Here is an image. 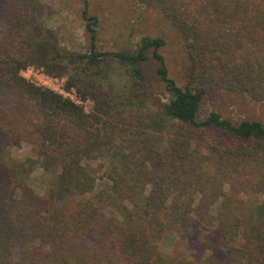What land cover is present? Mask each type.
I'll return each instance as SVG.
<instances>
[{"label":"trees","instance_id":"trees-1","mask_svg":"<svg viewBox=\"0 0 264 264\" xmlns=\"http://www.w3.org/2000/svg\"><path fill=\"white\" fill-rule=\"evenodd\" d=\"M81 1L90 47L71 52L47 34L50 0H0V141L33 153L0 150V264H264V122L198 119L216 88L264 103V0H128L177 33L184 85L161 38L99 51L97 17ZM150 49L167 94L159 108L146 89ZM28 65L66 76L90 111L30 83ZM38 167L43 195L27 185ZM170 233L172 256L157 244Z\"/></svg>","mask_w":264,"mask_h":264},{"label":"rangeland","instance_id":"rangeland-1","mask_svg":"<svg viewBox=\"0 0 264 264\" xmlns=\"http://www.w3.org/2000/svg\"><path fill=\"white\" fill-rule=\"evenodd\" d=\"M51 15L47 20V34L55 40L59 49L67 48V51L77 52L90 47L89 34L86 32L85 21L82 19L81 11L83 3L81 0H50ZM88 12L97 17V37L96 48L101 51L134 50L138 41L144 37L161 38L164 41L159 49L165 62L169 76L178 85H184L187 80L188 60L183 52L180 39L170 25L152 7H140L129 4L128 0H88ZM47 7V6H46ZM152 50L146 52L148 59L144 63L146 74V89L148 91L149 102L159 108L166 99L162 81L157 76L155 70L157 62L152 57ZM36 69L46 73L44 68L36 65ZM105 73L99 69L97 78ZM25 77L29 80L28 73ZM59 78V77H58ZM64 86L66 83V76ZM91 101V100H89ZM89 110L92 103L88 102ZM216 112L223 118L237 123L241 120H257L264 122V103H258L243 94L229 93L223 89H213L202 101L198 119H204L209 112ZM0 150L16 160H23L32 157V146L25 140H21L17 145L8 144L5 140L0 141ZM98 175L104 174L106 161L96 160L92 162ZM106 178L97 180V189ZM27 185L36 195H43L45 184L42 179L41 169L36 168L28 177ZM212 212L215 214L216 207ZM178 236L176 234H166L163 239L157 241L158 249L163 254L172 256L177 247ZM182 251L188 253L183 247Z\"/></svg>","mask_w":264,"mask_h":264},{"label":"built area","instance_id":"built-area-1","mask_svg":"<svg viewBox=\"0 0 264 264\" xmlns=\"http://www.w3.org/2000/svg\"><path fill=\"white\" fill-rule=\"evenodd\" d=\"M25 72L28 73L29 82L39 86L48 88L61 96L70 99L74 104L80 106L84 112L88 113L89 104L91 101L88 99L83 100L77 95L74 89H66L64 86V79L48 75L34 66H27Z\"/></svg>","mask_w":264,"mask_h":264}]
</instances>
